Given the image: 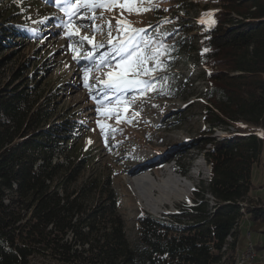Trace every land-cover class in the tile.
<instances>
[{"label":"trees","instance_id":"1","mask_svg":"<svg viewBox=\"0 0 264 264\" xmlns=\"http://www.w3.org/2000/svg\"><path fill=\"white\" fill-rule=\"evenodd\" d=\"M207 1L212 25L198 35V57L211 89L205 112L207 139L199 150L209 176L201 181L192 204L162 218L138 217L136 241L129 243L114 209L89 208L82 198L85 189L77 195L61 189L74 174L54 182L64 170L63 163L54 162L56 152L62 151L70 163L79 126L68 120L51 123V111L34 109L30 93L0 89V264H29L32 258L59 264L236 263L242 220L264 222L263 201L250 197L252 169L261 164L264 149V0ZM166 4L158 10L172 12L183 6L186 14L192 6L188 0ZM174 13L178 17L180 11ZM183 27L174 33L182 36V30L193 28ZM146 31L136 43L146 38ZM26 32L25 27L3 25L0 52L19 45L13 38ZM169 39L153 43L154 49L161 43L167 49L161 50V61L176 58L175 47L183 44ZM241 120L257 131L231 132ZM217 129L228 134L211 138ZM182 160L177 171L185 175L189 166Z\"/></svg>","mask_w":264,"mask_h":264},{"label":"rangeland","instance_id":"2","mask_svg":"<svg viewBox=\"0 0 264 264\" xmlns=\"http://www.w3.org/2000/svg\"><path fill=\"white\" fill-rule=\"evenodd\" d=\"M95 2L108 3L109 0ZM166 3L167 0H151V3L136 0V8L152 9L139 15L129 14L121 7L96 8L94 12L81 9L85 18L73 16L72 20L85 27L80 29L79 36L69 37L65 27L69 17L65 15L61 0H0V28L7 23L28 30L26 35L17 34L13 38L19 45L0 52L1 91L17 88L30 93L29 102L34 109L51 111V123L68 120L79 126L70 163L65 162L62 151L56 152L54 162L63 163L64 170L54 182L74 174L61 189L75 195L85 189L82 198L89 208L101 205L114 209V214L124 224L129 243L136 241L138 217L148 214L162 218L191 205L201 181H207L209 176V165L201 156L203 150L199 149L207 139L205 112L210 106L207 93L211 84L198 57V35L211 27L212 8L207 6V0H188L192 4L188 13L181 12L183 6H178L172 12L165 10L167 14H164L158 9L166 7ZM174 11H180L178 17L173 16L176 15ZM93 16L96 17L95 25L91 20ZM117 20L129 22L135 29L147 30L146 38H141L139 43L142 56L155 53L153 43L157 40L170 38L169 43H183L175 47L176 58H171L170 62L161 61L163 68L151 74L153 89L143 94L126 93L123 103L115 98L103 99L101 82L107 79L106 73L119 69L99 65L102 56L113 66L121 61L112 45L119 46V40L126 39L128 33L117 32ZM109 21L112 45L108 44ZM185 24L192 25L190 32L182 30L180 33L185 32L182 36L174 33L176 27L183 29ZM96 26L102 31L94 32ZM84 35L94 36L92 45L87 41L81 43L80 37ZM96 44L102 46L95 48ZM89 52L93 53L92 58L88 57ZM154 63L149 62L147 66L151 68ZM23 65L27 66L18 76ZM86 72L89 87H85ZM142 78L149 79V76ZM130 97L135 99H128ZM129 104L132 106L125 111V105ZM236 130L257 131L243 120L230 129L231 132ZM225 132L217 129L211 138L219 140L228 134ZM183 158L189 166L185 175L177 171L181 169ZM146 177L164 187L150 197L166 203L157 207L148 204L149 195L145 197V192L142 194L131 187L130 182ZM172 178L180 185L174 187L177 196L172 191ZM252 184L250 197L261 199L264 207V149L261 164L252 169ZM7 198L6 202L10 197ZM205 198L212 206V198L209 195ZM238 233V253L246 252L249 242L253 247V261L247 264H264V222H253L247 217L240 223ZM247 233H250V240ZM53 263L59 264L53 259L40 258H32L29 264Z\"/></svg>","mask_w":264,"mask_h":264},{"label":"snow or ice","instance_id":"3","mask_svg":"<svg viewBox=\"0 0 264 264\" xmlns=\"http://www.w3.org/2000/svg\"><path fill=\"white\" fill-rule=\"evenodd\" d=\"M143 2V0H141ZM61 3L64 4L65 15L69 17L68 23L65 27L68 29L67 35L69 37L79 36L80 29L85 27L84 25H76L74 24L72 17L76 16L78 19L85 18L84 13L81 12V9H85L88 11H93L96 8H102L106 10H111L113 7H121L126 9L129 14L135 12L137 15L141 14L142 11H150L151 8H136L135 3L136 0H123L121 3L120 0H109L108 3H97L95 0H61ZM151 3V0H149ZM92 24L95 25L96 17H91ZM203 23V21H201ZM123 25V26H122ZM109 28V40L108 44L112 45L111 31L112 25L111 22H108ZM117 32L128 33L127 38L123 40H119V46L112 45L113 52L120 56L121 61L117 65L113 66L107 59L106 56H102L99 61V65H107L109 68L116 67L118 71H110L106 73L107 79L102 81L104 91H103V99L110 100L111 98H115L118 103H123L126 99L125 95L129 92H134L138 94H143L146 91L153 89V83L151 79V74L156 72L157 70H161L163 68V64L160 60V56L163 52H167V49L161 43L156 46L155 54L153 55H141L143 51L141 45L135 42V37L143 30L135 29L131 26L129 22H122L117 20ZM102 29L100 26H96L94 32H101ZM81 43L87 41L89 45L93 44L94 36L89 38L87 35L80 37ZM102 45L96 44L95 48H99ZM207 51V49L205 50ZM93 53L89 52L88 57L92 58ZM75 58V56H74ZM149 62H155L154 66L149 68L147 65ZM98 65V67H99ZM149 76V79H143L142 77ZM85 87H89L88 75L87 72L85 74ZM128 99L134 100L135 97H130ZM132 105H125V111L127 108ZM99 110V109H98ZM243 126V125H242ZM103 130V128H102ZM90 142V141H89Z\"/></svg>","mask_w":264,"mask_h":264},{"label":"bare ground","instance_id":"4","mask_svg":"<svg viewBox=\"0 0 264 264\" xmlns=\"http://www.w3.org/2000/svg\"><path fill=\"white\" fill-rule=\"evenodd\" d=\"M225 133H227V132H225ZM140 170V169H139ZM141 171V170H140ZM172 185H171V187H172V191H173V193H175L174 192V187H175V185H179V183H178V181L176 180V179H173L172 178ZM130 185H131V187H133V188H135L137 191H140L142 194H144V192H145V194L143 195V196H148V198L151 196V194L154 192V191H161L162 189H164V187H161V186H157V185H155L154 183H152V179H150V178H140V179H138L136 182H130ZM180 186V185H179ZM149 193V194H148ZM169 195H171V192H169ZM175 195L177 196V193H175ZM163 200L162 199H159V198H156V199H153V198H151L150 197V199H148V204H150V203H152L154 206H160V205H162L163 204ZM164 203H166V202H164ZM157 211V210H156ZM71 234L69 233V234H67V238H71ZM246 236H247V238L250 240V233H247L246 234ZM252 245L250 244V242H249V244H248V249H247V251L246 252H253L252 251ZM253 258H254V253L253 254H248L247 255V259H246V261H244V253L242 252V253H239L238 255H237V257H236V263L235 264H247L248 262L250 263V262H252L253 261ZM42 259V258H41ZM46 261V260H45ZM33 263V262H32ZM54 264V263H53Z\"/></svg>","mask_w":264,"mask_h":264},{"label":"built area","instance_id":"5","mask_svg":"<svg viewBox=\"0 0 264 264\" xmlns=\"http://www.w3.org/2000/svg\"><path fill=\"white\" fill-rule=\"evenodd\" d=\"M248 254H253V252H244V261H246ZM29 263H30V260H29Z\"/></svg>","mask_w":264,"mask_h":264},{"label":"crops","instance_id":"6","mask_svg":"<svg viewBox=\"0 0 264 264\" xmlns=\"http://www.w3.org/2000/svg\"><path fill=\"white\" fill-rule=\"evenodd\" d=\"M239 250V249H238Z\"/></svg>","mask_w":264,"mask_h":264}]
</instances>
